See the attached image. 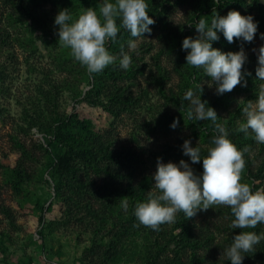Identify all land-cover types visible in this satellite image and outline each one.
<instances>
[{
	"label": "rangeland",
	"instance_id": "1",
	"mask_svg": "<svg viewBox=\"0 0 264 264\" xmlns=\"http://www.w3.org/2000/svg\"><path fill=\"white\" fill-rule=\"evenodd\" d=\"M165 2L161 8L165 21L149 14L155 23L150 26V33L137 40L135 52H129L132 64L128 70L118 66L121 41L116 48H113L116 42H109L106 47L117 57L116 64L101 73L89 74L58 43L54 17L59 9L55 3L0 0V158L10 159L13 166L19 162L23 170L18 174L0 166V264H77L95 240L92 232L76 222H56L61 214L60 205H54L53 155L40 129L50 132L57 119L69 118L73 113L91 119L97 129L110 137L115 149L132 152L137 159L134 182L144 181L150 191L158 158L176 163L184 159L191 164L181 150L185 139L200 147L202 156L211 146L215 134L211 123L187 119L190 104L183 100L187 90H193L196 96L200 93L207 96L215 106L218 121L226 122L227 128L229 120L233 126L243 121L242 109L255 101L264 81L257 85L255 95L241 89L216 95L214 86H208L209 78L202 68L201 74L193 75L181 44L185 37L197 35L190 24L198 16L210 21L216 14L223 16L230 10H238L242 15H252L258 30L251 43L236 40L237 51L242 47L247 55L256 56L254 49L264 44L260 39L264 33V2ZM19 3L33 8L41 20L38 24L43 27L32 26L20 12ZM68 3V11L75 19L86 9L98 10L103 0ZM45 17L47 25H44ZM127 42L123 47L125 52L129 51ZM219 43L220 39L213 42V47ZM174 118L179 124L172 129ZM230 138L233 141L231 135ZM244 159L242 182L254 191L264 190V149L257 143L251 145ZM191 166L196 174L203 171L202 161ZM231 220L226 206L198 211L190 218L200 240L226 262L223 249L242 231L232 230ZM245 231L264 233V224ZM100 237L104 243L110 238L106 232L100 233ZM263 253L264 240H261L244 260L248 264H264ZM133 254L127 250L118 264H132Z\"/></svg>",
	"mask_w": 264,
	"mask_h": 264
},
{
	"label": "clouds",
	"instance_id": "2",
	"mask_svg": "<svg viewBox=\"0 0 264 264\" xmlns=\"http://www.w3.org/2000/svg\"><path fill=\"white\" fill-rule=\"evenodd\" d=\"M154 23L146 0H103L98 10L86 9L75 19L66 9L59 10L54 17L59 45L69 50L71 57L89 74L101 73L116 64L117 57L106 45L117 40L121 29L134 38L127 42L129 51L125 52L122 47L119 55V68L128 70L132 64L129 52H135L137 40L150 33V26ZM190 25H194L197 35L185 37L182 41L186 64L203 69L209 78L208 86H214L216 95L231 92L237 85L246 86L242 72L248 59L245 50L241 47L238 51H223L213 47V42L222 34L229 44L234 40L251 43L258 30L253 16L230 10L226 15L216 14L210 21L200 18ZM260 39L264 40V33L260 34ZM254 52L257 56L255 78L264 81V44ZM183 100L190 104L188 120L211 121L214 125L211 146L202 156L201 148L192 146L191 141L185 139L181 150L190 158L191 164L184 159L176 163L158 158L156 171L152 174L153 188L144 201L135 205L133 215L139 225L159 231L161 225L175 223L177 213L183 212L186 218H191L198 211L226 206L232 215L230 228L242 231L232 237L231 244L223 249V255L231 264H243L245 255L253 252L264 240V233L245 231L264 224V190L254 191L249 184L242 182L246 166L244 154L248 148L237 147L228 128L218 122L216 110L201 99V93L196 96L189 89ZM242 114L244 119L237 121L236 131L245 136L251 134L257 144H264V84L260 86L255 101H250L242 109ZM178 124L174 118L170 127L175 129ZM201 161L203 171L196 174L191 165ZM120 203L122 210L127 212L128 201Z\"/></svg>",
	"mask_w": 264,
	"mask_h": 264
},
{
	"label": "trees",
	"instance_id": "3",
	"mask_svg": "<svg viewBox=\"0 0 264 264\" xmlns=\"http://www.w3.org/2000/svg\"><path fill=\"white\" fill-rule=\"evenodd\" d=\"M50 1L59 10L68 11L71 4L68 3L70 0ZM165 1L167 0H146L149 14L165 21L161 11ZM18 5L20 12L32 26L43 27L38 24L41 20L37 18L33 8L24 3ZM45 18L44 25H47V17ZM129 39L133 38L126 30L121 29L113 48L120 41L121 47H125V42ZM219 44L216 48L223 51H237L236 40L229 44L221 36ZM247 56L242 69L246 86L237 85L233 90L241 89L255 95L257 85L261 82L255 78L257 57ZM191 68L193 75L201 74L199 69ZM201 99L215 109L207 96L202 95ZM208 122L214 129L212 122ZM231 122L233 121H228V130L238 148L256 144L251 134L245 136L237 132V126H233ZM56 123L50 132L40 129V133L46 136L47 149L53 155L51 177L55 181L54 205H60L61 214L56 222H76L85 231L92 232L95 238L77 264H118L124 260L129 249L134 253L130 260L132 264H231L230 261L220 260L221 257L218 258L211 252L208 244L200 240L190 218H186L183 212L177 214L171 227L164 224L159 231L139 225L133 209L137 203L146 199L149 191L143 180L134 182L137 159L132 152L115 149L109 136L97 129L91 119H83L78 113H73L66 119H57ZM260 146L264 149V144ZM0 166L18 174L23 172L20 163L13 166L10 159L0 158ZM122 200L128 201L127 212L121 208ZM102 232L110 237L106 243L99 238ZM243 264L248 263L243 260Z\"/></svg>",
	"mask_w": 264,
	"mask_h": 264
}]
</instances>
